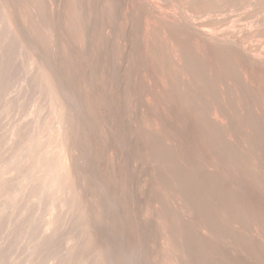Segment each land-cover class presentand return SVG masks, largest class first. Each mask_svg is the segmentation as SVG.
Segmentation results:
<instances>
[{"label":"rangeland","instance_id":"1","mask_svg":"<svg viewBox=\"0 0 264 264\" xmlns=\"http://www.w3.org/2000/svg\"><path fill=\"white\" fill-rule=\"evenodd\" d=\"M0 264H264V0H0Z\"/></svg>","mask_w":264,"mask_h":264}]
</instances>
